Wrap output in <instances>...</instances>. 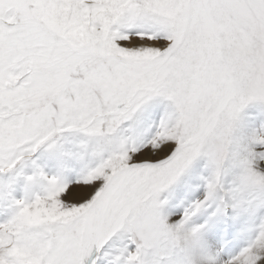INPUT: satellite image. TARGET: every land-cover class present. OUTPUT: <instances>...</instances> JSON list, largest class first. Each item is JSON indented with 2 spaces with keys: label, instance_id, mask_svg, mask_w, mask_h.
<instances>
[{
  "label": "snow or ice",
  "instance_id": "snow-or-ice-1",
  "mask_svg": "<svg viewBox=\"0 0 264 264\" xmlns=\"http://www.w3.org/2000/svg\"><path fill=\"white\" fill-rule=\"evenodd\" d=\"M0 264H264V0H0Z\"/></svg>",
  "mask_w": 264,
  "mask_h": 264
}]
</instances>
